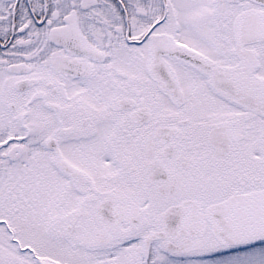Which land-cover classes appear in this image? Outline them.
<instances>
[{"label": "snow or ice", "instance_id": "1", "mask_svg": "<svg viewBox=\"0 0 264 264\" xmlns=\"http://www.w3.org/2000/svg\"><path fill=\"white\" fill-rule=\"evenodd\" d=\"M0 264H264V0H0Z\"/></svg>", "mask_w": 264, "mask_h": 264}]
</instances>
